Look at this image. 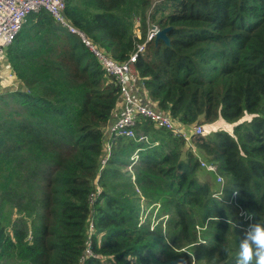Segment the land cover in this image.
Wrapping results in <instances>:
<instances>
[{"label": "trees", "instance_id": "1", "mask_svg": "<svg viewBox=\"0 0 264 264\" xmlns=\"http://www.w3.org/2000/svg\"><path fill=\"white\" fill-rule=\"evenodd\" d=\"M65 5L119 62L151 25L170 27L168 44L147 41L134 62L147 101L184 127L221 119L233 130L192 133L193 151L141 118L147 141L112 137L90 205L118 87L78 35L30 13L5 51L21 87L0 88V264H235L248 224L264 222V0ZM198 157L225 179L219 197ZM89 237L97 257L81 261Z\"/></svg>", "mask_w": 264, "mask_h": 264}, {"label": "built area", "instance_id": "2", "mask_svg": "<svg viewBox=\"0 0 264 264\" xmlns=\"http://www.w3.org/2000/svg\"><path fill=\"white\" fill-rule=\"evenodd\" d=\"M65 7V0H0V55L3 54L2 57H5L6 49L13 43L30 13L46 10L54 20L65 27L70 33L79 36L81 42L98 59L106 74L112 77L115 81L119 92L115 109L117 110L118 107H121V113L116 120L108 124L103 137L102 157L98 167V174L94 179V191L89 197L90 205H93L94 199L101 191L98 179L100 172L105 167L108 158L110 157L112 137L136 138L140 141H147L145 135L140 134L138 136L137 134L138 121L142 118L152 122L154 127L158 129L169 131L173 136L183 137L187 145L194 151V147L190 143V136L192 133H203L204 126L194 124L190 127H184L177 121L173 120L167 112L159 110L154 103L140 101L133 96L131 82L133 74L136 73L134 62L136 61L137 53L144 50L147 41L155 39V36L160 30L157 25H151V28L147 31L145 42L137 44V50L132 53L128 59L119 62L112 58L98 43L91 40L82 30L78 29L68 20L64 13ZM4 71L5 69H0L1 89L8 88L3 87L1 83L3 80L11 79L13 81L15 77L10 69ZM9 87H12L13 90L17 88L16 83H13V85ZM137 151L138 150H135L131 156L132 163H135L138 158ZM198 160L200 166L204 168L206 172L212 173V175L215 176V181L218 184V187L214 188L213 195L219 197L223 193L224 179L218 172L217 166L213 163L205 162L199 157ZM128 169L131 170V165L128 166ZM136 190L139 192L138 189ZM140 220H144L142 219V215ZM93 230V215H90L87 223V234L91 235ZM86 244L87 247L85 248L84 255L81 256V261L86 256L97 257L92 250L90 237L86 241Z\"/></svg>", "mask_w": 264, "mask_h": 264}, {"label": "clouds", "instance_id": "3", "mask_svg": "<svg viewBox=\"0 0 264 264\" xmlns=\"http://www.w3.org/2000/svg\"><path fill=\"white\" fill-rule=\"evenodd\" d=\"M223 252L225 255L229 254L227 248ZM235 264H264V222L248 224L238 243Z\"/></svg>", "mask_w": 264, "mask_h": 264}, {"label": "rangeland", "instance_id": "4", "mask_svg": "<svg viewBox=\"0 0 264 264\" xmlns=\"http://www.w3.org/2000/svg\"><path fill=\"white\" fill-rule=\"evenodd\" d=\"M56 21V20H55ZM57 22V21H56ZM149 28H151V26L149 27ZM3 55V54H2ZM2 55H0V66L1 67H3L4 66V64H3V62L5 63V57H2ZM2 85H3V87H9V86H12L13 85V83H15L14 81H12L11 79H7V80H3L2 82ZM1 86V85H0ZM2 87V86H1ZM5 89V88H4ZM135 97V96H134ZM140 101H142V100H140ZM244 120V119H243ZM205 128H204V130H205V133H209V132H213V131H216V130H220V129H223V130H226V131H228V132H232V130H233V125H231L230 123H227V122H225V121H223V120H218L217 122H215V123H213L212 124V126H207V125H205L204 126ZM142 133V130H141V128H138L137 129V134L139 135V134H141ZM204 133V132H203ZM200 157L203 159L204 157L202 156V155H200ZM125 170V169H124ZM207 180H208V182L209 183H211L212 184V186L214 187V188H216V187H218V184L216 183V181L214 180V177L212 176V175H210V174H207ZM225 180V179H224ZM159 208V205L156 203V204H152V205H148V206H144V208H142L143 210H142V219H144L146 216H148V215H150L151 216V219L153 220V219H155L156 218V216H157V209ZM163 217V218H162ZM162 217H160V218H157V219H161V220H163V219H166L167 218V216L165 215V216H162ZM156 219V220H157Z\"/></svg>", "mask_w": 264, "mask_h": 264}, {"label": "crops", "instance_id": "5", "mask_svg": "<svg viewBox=\"0 0 264 264\" xmlns=\"http://www.w3.org/2000/svg\"><path fill=\"white\" fill-rule=\"evenodd\" d=\"M4 60H5V63L3 62L4 66H3V67L0 66V69H5V71H6V70H9V68H8V63H7V61H6V57H5ZM5 71H4V72H5ZM10 71H11V70H10ZM4 72H3V73H4ZM13 81L16 83V87H17V88H20V87H21V83H19V81H17V79H16L15 77H14ZM16 87H14V88H16ZM10 88H12V87H10ZM131 90H132V92H133V96H135V99L137 98V100L139 99V100H142V101H147V100H149V99L147 98V96H146V93L144 92V90H143V88H142V84H141L140 79L138 78V76H137L136 73H134V74H133V77H132ZM120 113H121V107H118L117 110L115 109V111H113L109 123H111L112 121L116 120V118L120 115ZM109 123H108V124H109ZM127 170H129L128 167H127ZM129 171H130V170H129ZM142 203H143V202H142ZM158 205H159V204H158Z\"/></svg>", "mask_w": 264, "mask_h": 264}, {"label": "water", "instance_id": "6", "mask_svg": "<svg viewBox=\"0 0 264 264\" xmlns=\"http://www.w3.org/2000/svg\"><path fill=\"white\" fill-rule=\"evenodd\" d=\"M170 29V27H165L159 30L157 35L155 36V40H162L164 43L168 44L169 43V38L167 36V31Z\"/></svg>", "mask_w": 264, "mask_h": 264}]
</instances>
